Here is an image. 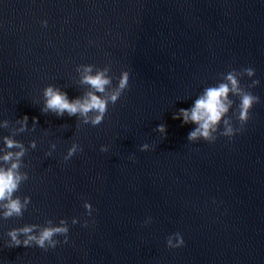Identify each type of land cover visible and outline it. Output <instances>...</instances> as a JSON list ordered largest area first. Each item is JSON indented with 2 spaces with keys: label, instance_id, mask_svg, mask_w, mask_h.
<instances>
[{
  "label": "water",
  "instance_id": "obj_1",
  "mask_svg": "<svg viewBox=\"0 0 264 264\" xmlns=\"http://www.w3.org/2000/svg\"><path fill=\"white\" fill-rule=\"evenodd\" d=\"M86 64L110 68L109 93L122 73L131 76L103 125L41 112L49 83L70 97L90 90L81 83ZM249 66L261 102L243 131L189 142L194 125L173 113L228 71ZM232 99L235 121L239 98ZM25 114L29 126L19 132ZM3 119L0 148L4 135L26 146L37 141L22 159L28 179L15 193L31 203L22 216L0 215L3 264H264V0H0ZM161 123L166 137L155 131ZM74 141L84 150L66 162ZM143 143L152 150L140 151ZM73 216L80 223L55 249L5 246L10 228ZM176 232L185 245L169 248Z\"/></svg>",
  "mask_w": 264,
  "mask_h": 264
},
{
  "label": "clouds",
  "instance_id": "obj_2",
  "mask_svg": "<svg viewBox=\"0 0 264 264\" xmlns=\"http://www.w3.org/2000/svg\"><path fill=\"white\" fill-rule=\"evenodd\" d=\"M43 25L46 27L47 20ZM110 68H95L92 64H86L82 67L81 83L89 86L82 96L70 97L68 92L55 84L49 83L43 89L44 105L41 112H52L58 117L67 113L69 116H79L83 118L84 124L92 126H101L109 112V107H116L124 94L131 86V76L127 72L122 73L118 80V87L109 93V87L113 84ZM247 76L251 83L247 87L242 84V78ZM256 77L254 67L243 69H232L224 74L223 79L215 85L208 86L196 97L190 107L179 108L173 113V119L181 120L183 125L192 124L194 127L189 131L187 140L197 142L200 140L215 142L219 136L232 138L237 133L243 131L244 126L252 117L253 107L261 102V97L254 94L251 89L258 86L261 81L253 79ZM232 96L239 98L238 111L235 121L230 115L233 105L236 101ZM20 127L17 129L23 132L28 129L29 116L25 114L18 118ZM239 123V127L236 123ZM39 123L38 117H32V128L35 130ZM9 121L0 120V129L7 128ZM223 125V127H222ZM156 132L162 137L167 136V124L161 123ZM3 147L0 148V215L5 219L13 216H22L27 206L31 203V197L25 196L21 199L15 193L19 190L20 184L28 179V174L21 172L22 159L28 151V147L35 149L37 141L33 139L28 146L23 141L16 139L15 135H4L2 137ZM57 148L56 143L51 144V149L46 155L51 156L52 150ZM153 145L143 143L140 151L152 150ZM18 149V150H14ZM83 146L79 142H73L68 147L64 155V161H69L74 155L83 152ZM103 153H108L107 147H102ZM135 160V154L129 157ZM84 208L89 219L93 216L94 208L89 201L84 202ZM152 218L148 217L144 223L150 224ZM80 223V217L73 216L69 222L68 217H61L58 223L49 221L46 225L24 224L19 227L10 228L7 233L5 246L9 248L18 246H37L41 249H55L63 236V243H68L69 234L72 225ZM84 227H88L85 223ZM185 245V239L182 233L176 232L167 238L169 248H180ZM0 264L3 261L0 260Z\"/></svg>",
  "mask_w": 264,
  "mask_h": 264
}]
</instances>
